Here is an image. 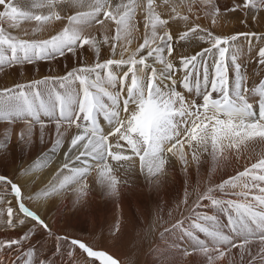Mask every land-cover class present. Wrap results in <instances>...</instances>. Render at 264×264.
Wrapping results in <instances>:
<instances>
[{"label":"snow or ice","instance_id":"6c2138e0","mask_svg":"<svg viewBox=\"0 0 264 264\" xmlns=\"http://www.w3.org/2000/svg\"><path fill=\"white\" fill-rule=\"evenodd\" d=\"M162 3L0 0V79L25 77L0 83V166L27 178L61 156L35 196L0 174V264H135L115 250L157 228L152 264H264V0ZM173 175L167 218L145 209ZM97 192L119 215L91 242L25 203L67 223Z\"/></svg>","mask_w":264,"mask_h":264},{"label":"bare ground","instance_id":"6f19581e","mask_svg":"<svg viewBox=\"0 0 264 264\" xmlns=\"http://www.w3.org/2000/svg\"><path fill=\"white\" fill-rule=\"evenodd\" d=\"M157 2L161 5L158 11H160L162 15H165L168 11L167 6L163 5L162 0H157ZM171 2L179 3L180 0H171ZM202 23H207V21H202ZM34 26L35 25L32 22H23L20 24L19 29L15 30L16 34L22 35L24 31H28L30 33L32 29L34 28ZM55 27L59 28L60 24L57 23ZM216 27H217V31L222 32V33H228L234 30L232 21L229 19L225 20L222 17L218 19ZM49 32L50 30H45L43 33L39 34L40 38H47V36L49 35ZM140 35L141 33H136V36L138 38L140 37ZM187 51L191 52L192 49H187ZM65 63H68V62L66 61ZM47 68H48L47 63L42 62L39 65V73L37 74V78L39 77V75H43L47 71ZM18 78L24 79L25 77H18L16 74H13L11 76H6L0 79V83L11 84L13 80L18 79ZM256 147H259L262 149V151H264V148H262L261 146L257 145ZM252 154L255 155V153H252ZM61 155H62V152H61ZM31 160H32V157L29 156L24 162L25 165L31 162ZM60 160H61V156L58 155L47 168H44L42 171L35 172L27 178L18 176L16 174V172L14 171L15 165L9 166V167L0 166V174H6L9 176V178L13 179L16 183L20 184L21 187L24 189L25 197H27V195L35 196V194L38 191L43 189L48 184L49 179L50 178L52 179L53 173L58 167ZM243 164H241V170H242ZM172 179L174 180V183L168 189V190L175 189L172 193L168 192L167 190L165 194L158 197L155 194H150V193H147V191H145V194L142 197L143 207L145 209H150L151 211L155 212L157 204H159V208L161 210L160 214L164 216L165 218H167V213L168 211L171 210L170 202L172 198L178 194H182V189L180 187L181 183H176L174 177ZM32 180H35L34 184L30 183V181ZM92 180H93V177H90L89 182H92ZM98 200H102V199L100 198V195L97 192L96 195L92 197L94 210H95V207L97 206L96 201ZM166 202H169V203H166ZM25 203L31 209L37 211L38 214L42 215V217L46 218L47 222L50 223V226L53 228V230L58 233L66 231V232H69L73 236H76L73 234V232L86 233L85 238L80 237L85 242L93 241V238L97 236V234L104 227L105 221L107 220L108 222H111L116 216L119 215V209L112 204L108 209H106V213H104L105 210H103L102 212H98L97 210V213H95L94 217L91 219L89 218V216L85 214H80V215L73 217L70 220V222L66 223L56 213H53L51 216H49L48 212L45 211L42 206L44 203L42 199L30 201L25 198ZM13 204H15V201H13ZM124 210H125L126 215L130 214L131 210L128 207L127 201L125 202ZM148 219L149 221H151L152 217H149ZM145 226H147V223L145 224ZM9 235L14 236L15 234L9 233ZM156 239H157V243L154 244L148 251H145L144 249L145 244L143 243H140V246L136 249L125 248V249H116L115 251H116V254L120 258L124 259L126 262L129 260V258L133 257L132 259L135 260V264H152V262L157 258V254L155 253L154 249H155V246L159 243V235L157 236Z\"/></svg>","mask_w":264,"mask_h":264},{"label":"rangeland","instance_id":"374dc122","mask_svg":"<svg viewBox=\"0 0 264 264\" xmlns=\"http://www.w3.org/2000/svg\"><path fill=\"white\" fill-rule=\"evenodd\" d=\"M16 2H18V3H24V0H16ZM223 19H225V20H228V18L227 17H222ZM23 23V22H22ZM255 151H256V153H258V152H261L262 151V149L261 148H259V147H256L255 148ZM244 163V161H241V164H243ZM229 171H231V169L229 170ZM174 177V179H175V181H176V183H181V178H180V176L179 175H173L172 176V178ZM90 178V177H89ZM51 180V178L49 179V181ZM49 183V182H48ZM175 189H172V190H168V192H173ZM101 198V197H100ZM101 201V202H100ZM103 202V203H102ZM105 202V203H104ZM108 203V204H107ZM96 205L98 206H96L95 207V213H97V210H98V212H102L103 210H105V212L104 213H106V209H108L111 205H112V203H110V201H106V200H98V201H96ZM109 205V206H108ZM103 207H104V209H103ZM101 208V209H100ZM101 210V211H100ZM157 223H159V222H157ZM145 228H147V226H144ZM73 234L74 235H76V236H79V237H84L85 238V236H86V233H82V232H73ZM159 235V228H157V231H156V233H154L153 235H151L149 238H147L146 240H142L141 241V243H143V244H145L144 245V249H145V251H148L154 244H156L157 243V236ZM133 258V257H132ZM132 258H129V259H132ZM132 260H134V259H132ZM135 261V260H134Z\"/></svg>","mask_w":264,"mask_h":264}]
</instances>
